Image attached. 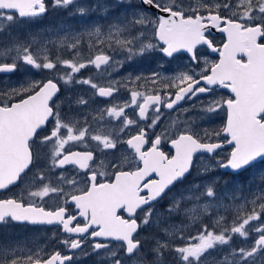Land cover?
Masks as SVG:
<instances>
[{"label": "snow or ice", "instance_id": "obj_1", "mask_svg": "<svg viewBox=\"0 0 264 264\" xmlns=\"http://www.w3.org/2000/svg\"><path fill=\"white\" fill-rule=\"evenodd\" d=\"M51 7L78 15L83 29L22 39L47 0H0V74L48 73L0 87V229L51 226L44 243L0 239V264H76L81 255L99 264H264V0ZM93 13L103 23H88ZM152 53L180 64L171 75L112 76ZM87 68L93 75L81 77ZM78 85L89 96L73 94ZM121 89L128 99L117 100ZM95 98L108 103L92 108ZM162 109L177 118L165 124ZM214 115L222 125L204 127ZM194 171L203 178L178 191ZM224 175L234 182L221 189Z\"/></svg>", "mask_w": 264, "mask_h": 264}, {"label": "rangeland", "instance_id": "obj_2", "mask_svg": "<svg viewBox=\"0 0 264 264\" xmlns=\"http://www.w3.org/2000/svg\"><path fill=\"white\" fill-rule=\"evenodd\" d=\"M89 3H92L93 0H88ZM135 2V0H133ZM50 11L48 12V16L42 17L37 19L36 21L22 26L20 29V35L21 38H28L31 35L38 34L40 36L50 35L58 29H71L72 31L82 30L83 24L81 21V18L78 15H71L70 10H64V9H53L51 7V0L49 1L48 5ZM116 12H119V10H116ZM99 21L103 23V19L99 17L96 13H93L91 16L88 17V23ZM7 42V38H3L0 40V43ZM84 50V56L87 57V46L83 45ZM55 55V50H53V56ZM64 58H70L69 54L67 52L63 53ZM118 59H122V56H118ZM142 57H139L131 62L124 63V66L122 68H119L118 71L113 72L112 76L116 79H121L123 77H126L129 73H132L133 75L138 74H144L149 75L150 71L145 63L143 62ZM143 62V63H141ZM88 70V71H87ZM83 71H87V73L82 72V74H79L81 77H88L92 76L94 73V69L87 68ZM170 75V74H169ZM45 76H48V73L46 71L44 72H38L34 69H29L27 72L24 71L23 67L20 71H17L12 75L10 79H6L5 77L0 76V87H3L4 84L10 83L14 84L18 81L24 80V79H44ZM123 92L128 93L126 90L121 89V91L116 94V98L119 101H123L129 98L128 94H124ZM81 93L85 95L86 97L89 96L90 90L87 88V86H76V88L73 90V94ZM125 95V97L123 96ZM108 101L103 100L102 98H95L92 101V108L96 107H103L106 105ZM131 113V109L128 110ZM187 116L196 117V109H193L189 111V114H186ZM177 118L176 116H173L172 119ZM181 118V117H180ZM184 118V117H183ZM181 118V119H183ZM171 119H168L170 121ZM224 120L223 115H214L211 120H203L201 123L204 127L209 129H215L222 125ZM222 159V156L219 157ZM204 163H208L207 160L204 161ZM222 170H214L207 174L208 178H214L221 174ZM247 175V174H246ZM203 177L197 176L195 171L191 176L188 177V179L185 181L184 185H181L178 188V191L188 185H190L193 181L199 182ZM224 181L229 182V187H231L232 183L234 182V178L229 175H224L222 179L220 180V188H223ZM244 183H247L246 181H243ZM231 217L229 216V220ZM205 223L211 224L212 221L208 218H205ZM195 231V229H192ZM51 231L46 230H37L29 232L23 228H7V229H0V239L5 238L6 236H11L14 239H24V238H35L36 240L40 241L41 243H44L49 237H50ZM255 235V234H253ZM234 245L241 246V239L240 238H234L233 241ZM50 247V245H49ZM76 264H99L98 258L95 255H89V256H83L81 255L79 259L76 261Z\"/></svg>", "mask_w": 264, "mask_h": 264}, {"label": "flooded vegetation", "instance_id": "obj_3", "mask_svg": "<svg viewBox=\"0 0 264 264\" xmlns=\"http://www.w3.org/2000/svg\"><path fill=\"white\" fill-rule=\"evenodd\" d=\"M49 1L50 0H47L48 5H49ZM49 11H50V9L48 10V12ZM48 12L45 15H43L42 17L48 16ZM42 17H40V18H42ZM216 35L218 37L221 36L220 33H216ZM140 59L143 60V62L145 63L144 65H146L148 67L150 73L153 70H160V71H162V72H164L166 74H170L171 75L175 71V69L179 66V64H180V61H173L171 63L167 62L166 60L162 61L161 60V57H160V55L158 53H152V54L146 55V56H144V57H142ZM143 62H141V63H143ZM161 62L164 63L163 69H160L159 68V64ZM87 71H83L82 70L80 74H82V72L87 73ZM13 74H0V76L5 77L6 79H8L7 77H12ZM45 78H48V76H45ZM61 87L64 88L63 85H61ZM123 93L124 94H128L126 92H123ZM123 96L125 97V95H123ZM192 103H193L192 101H188L186 103L185 102H182V104L184 105V107H189ZM162 111L164 113L163 122L165 124L167 123V120L168 119H172L173 116H176L177 117V113L175 111H172L171 114H169V111L166 110V109H162ZM187 114H189V112ZM180 117L183 118L184 117V114H181ZM9 228H14V229L15 228H23V229L27 230L28 232L30 230H32V231H37V230H39V231H41V230L51 231V226L15 225V226H10ZM56 247L59 250H61V251H66V249H64L62 245L56 244ZM77 251H79V250H77Z\"/></svg>", "mask_w": 264, "mask_h": 264}]
</instances>
